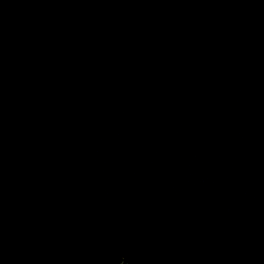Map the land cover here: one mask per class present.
Masks as SVG:
<instances>
[{"label":"water","instance_id":"1","mask_svg":"<svg viewBox=\"0 0 264 264\" xmlns=\"http://www.w3.org/2000/svg\"><path fill=\"white\" fill-rule=\"evenodd\" d=\"M0 264H264V0H0Z\"/></svg>","mask_w":264,"mask_h":264}]
</instances>
